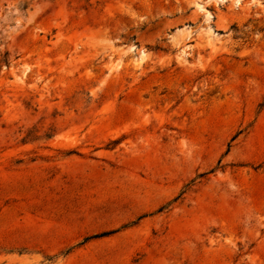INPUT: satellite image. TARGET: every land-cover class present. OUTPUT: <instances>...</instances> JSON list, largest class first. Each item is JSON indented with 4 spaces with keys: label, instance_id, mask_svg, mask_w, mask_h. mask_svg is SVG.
Listing matches in <instances>:
<instances>
[{
    "label": "rangeland",
    "instance_id": "1",
    "mask_svg": "<svg viewBox=\"0 0 264 264\" xmlns=\"http://www.w3.org/2000/svg\"><path fill=\"white\" fill-rule=\"evenodd\" d=\"M0 264H264V0H0Z\"/></svg>",
    "mask_w": 264,
    "mask_h": 264
}]
</instances>
